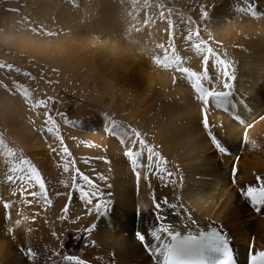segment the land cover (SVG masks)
Instances as JSON below:
<instances>
[{"label": "bare ground", "instance_id": "6f19581e", "mask_svg": "<svg viewBox=\"0 0 264 264\" xmlns=\"http://www.w3.org/2000/svg\"><path fill=\"white\" fill-rule=\"evenodd\" d=\"M47 1L49 4L41 7L52 17L49 26L53 38L27 37L20 35V30H10V36L1 35L2 40L15 48L38 53L51 65L60 66L62 73L80 75L86 84L98 90L106 110L74 122L88 129L84 134L97 144L98 154L107 156L95 158L98 167L92 177L99 179L100 188L110 190L111 212L108 217L89 214L90 207H84L79 192L69 186L61 202L63 207L68 206V212H64L67 220L77 206L81 205L82 209L78 225L72 218L73 222L68 221L65 227L74 233L80 224L90 227L95 223L97 227L85 242L87 254L77 253L72 247L69 251L56 248L50 241L55 226L47 223L50 210L43 207L44 197L21 193L22 185L28 191H40L38 186L27 184L25 172L18 171L25 167L22 164L25 159L13 166L15 158H0V264H60L54 252H59L61 257L80 255L89 264H109L110 260L114 264H155L157 257L151 256L135 235L140 231L146 235V242L152 243L148 234L161 223L155 218V202L162 205L160 212L166 217L162 222L176 226L175 230L181 233L186 232L181 223L190 225L187 231L194 234L209 227L224 230L243 261L263 249L264 208L255 212L256 206L243 195L241 188L259 187L264 180V119H261L264 117V0H178L180 11L171 10V13L161 0H96V4L77 0L69 2L65 10L53 0ZM249 8L257 15L253 16ZM160 11L165 13L164 20L159 18ZM203 11L209 13L207 19ZM189 20L194 21L192 31L199 26L201 38L235 62L236 107L229 104L225 111L210 101L207 108L209 124L231 149L229 155L217 151L203 126L205 106L197 98L193 82L175 67L164 68L154 60L157 56L163 58L167 49L170 56L181 58L183 67L203 71L204 53L192 47L199 39H186ZM169 22L173 23V29L169 28ZM65 45L83 53L68 52ZM209 75L216 79L217 70L211 61ZM217 90L224 89L217 86ZM70 111L76 118L83 115L80 111ZM233 113L243 117L242 125L232 118ZM11 119L14 139L23 146L37 147L27 122L14 116ZM112 121L118 126L114 131L124 129L127 135L113 136L102 131L106 124L112 126ZM132 127L142 134L148 146L166 158V167L175 176L173 183L167 184L166 175L161 178L151 175L146 167H138L141 179L137 186L130 159L125 156L129 147L134 151L140 149L138 140L133 146L136 138L131 133ZM252 141L257 148L251 147ZM144 152L138 160L140 165L148 163L147 148ZM0 154L4 157L3 148ZM31 156H34L31 163L41 168L42 158L36 159L40 152ZM6 170L12 171V181L8 180L10 175ZM39 172L45 180L48 199L53 193L58 197L53 185L49 186L46 171ZM100 175L107 179L101 180ZM70 178V175L66 177V181ZM165 197L168 204L163 203ZM5 201L10 204L7 209L3 206ZM172 204L177 207L173 209ZM28 248L33 250L34 257L27 254Z\"/></svg>", "mask_w": 264, "mask_h": 264}, {"label": "rangeland", "instance_id": "374dc122", "mask_svg": "<svg viewBox=\"0 0 264 264\" xmlns=\"http://www.w3.org/2000/svg\"><path fill=\"white\" fill-rule=\"evenodd\" d=\"M71 1L77 0H53V3L65 10L67 4ZM87 1L96 4V0ZM161 1L166 6L168 5V8L172 11H180L178 0ZM44 4L48 5L49 1L0 0V141H2L0 148L5 150L4 157L0 154V158H15L16 161L14 160L13 163V166H15V163L18 165L20 163L18 161L22 159L32 162L31 158H34V156L32 157L31 154L40 152V156L36 159L42 158V160L40 159L42 167L40 168L38 165L37 167L42 173L46 171L47 175L45 176L48 183L50 182L49 186L52 184L56 195L59 193L58 197H54L55 194L53 193L50 199L52 200L51 204H47L43 199V207L50 210L47 215V223H53L55 226V235L52 236L50 241L56 248L63 245V248L68 249V251L72 247L77 250V253L80 251L87 254L84 245L89 237L83 230L88 227L85 224V226L80 224L76 233H74L72 229L64 225L68 224V221L73 222L72 218L76 220V225H78L77 221L81 215L82 206L75 208L74 215L70 216L71 219H61L62 216L66 217L61 202L63 201L64 191L73 185V176L76 178L75 183L84 186L85 190H89L87 183L76 173L77 168L83 174L90 170V172H87L89 173L87 176L96 184H100L97 177H92L96 175L98 167L94 160L97 157H103L104 154L99 155L97 144L91 137L84 134L88 129H83V126L75 124L74 121L87 119L96 112L105 109L102 105L103 99L98 90H95L93 85L86 84L87 82L80 75L71 76L70 73H62L60 66L51 65L38 53L15 48L9 41L2 40L1 36H10V30H20V35L27 37L53 38L54 35L49 26L51 24L49 19L51 20L52 17L45 14V10L41 7ZM7 16H10V18ZM5 18L7 20L2 24V20ZM9 26L12 27L9 28ZM63 47L68 52L83 53L82 50L79 51L71 45ZM8 65L12 67L9 68ZM40 101H44V104H41ZM84 107L85 109L82 110ZM70 110L80 111L79 114L82 115L83 113V115L76 118ZM86 111L89 112L86 114ZM58 113L65 115L61 117ZM49 114L54 117L55 123L47 121ZM12 116L22 122H27L32 131V136L36 140L34 143L37 147L23 146L14 139V135L11 133L14 126ZM49 127L53 128V132L47 131ZM94 127H97V125ZM104 130L105 126L102 128V131ZM61 137L63 142H61ZM65 146L69 149L70 155L64 153L63 148ZM53 149L56 151L54 152ZM10 150L13 155H9ZM104 158H107V156H104ZM86 160L87 163H85ZM72 161H74L73 164ZM65 164H68L69 167L67 172L64 171ZM90 168H93V170ZM4 172L10 176L13 175L11 170ZM69 175L71 178L67 182L66 177H69ZM100 189L105 193L104 199L111 200L110 195H108L110 190L108 188ZM81 201L84 207H92L86 205L84 200ZM73 234L78 235L79 239L74 240Z\"/></svg>", "mask_w": 264, "mask_h": 264}, {"label": "snow or ice", "instance_id": "6c2138e0", "mask_svg": "<svg viewBox=\"0 0 264 264\" xmlns=\"http://www.w3.org/2000/svg\"><path fill=\"white\" fill-rule=\"evenodd\" d=\"M161 8L163 5L160 6ZM243 11V9H240ZM253 16L257 15V12L253 8L248 9ZM169 13H171V9H169ZM202 15L205 19L208 18L209 13L207 11H203ZM159 18L161 20L165 19L164 11H160ZM145 24L148 23V20L144 21ZM183 23V21H182ZM194 25V21H188L189 31L186 39L188 41H192L195 37L199 39V43L193 44L198 52H203V71L197 72L194 70H190L188 67L182 66V60L179 56L169 55L167 49H165V54L163 58L157 56L154 57V60L157 64L164 68H172L175 67L178 72L184 74L188 80L193 82L192 86L197 93V98L203 101L204 104V116H203V126L208 129V136L211 138V142L214 144L215 148L219 153H227L228 148L223 143V141L218 138L212 129V126L209 124V119L207 115V108L209 106V102L212 101L215 104L216 108H222L225 111H228V105L232 104L233 108L236 107V102H234V92H235V68L234 61H230L226 59L223 55L216 52L208 40H204L201 38V29L199 26H195V31H192V26ZM169 28L173 29V23L169 22ZM206 30V29H205ZM171 38V36H170ZM159 47L163 48V45ZM173 53H175V48H173ZM212 62V67L217 70L216 79L209 75V62ZM11 68V65H8ZM217 86H221L224 90H217ZM41 104H44V101H40ZM59 116L64 117L65 114L58 113ZM236 119L240 120L241 123H244L241 120L239 115H236ZM264 119V117H261ZM47 121H52L55 123V119L52 115L47 116ZM46 121V123H47ZM70 122V121H66ZM112 126L105 125V131L110 133L113 136L117 135H127V130L120 129L119 131H114V128L118 127L115 121H112ZM247 127H251V124H248ZM48 132H53V128L49 127L47 129ZM131 133L135 136V140H133V146H135L137 140L140 144V149L137 151L133 150V147H129L125 152V156L130 159L131 166L133 172L135 173L137 186L140 183L141 173L137 171L138 167H146L148 172L151 175H159L161 178L166 175L169 180L167 184H171L175 181V176L173 172L169 171L166 167L167 160L163 157L159 152H155L154 147H150L147 144V141L142 138V134L137 131L135 128L131 129ZM244 138L247 140V133L244 134ZM61 142H63V138L61 137ZM2 143V141H0ZM121 143H124L123 139ZM252 148H257L258 145L255 141L251 142ZM147 148V165L138 164V160L145 154L144 149ZM55 152L56 150L53 149ZM64 153H69V149L67 146L63 148ZM9 155H13L11 150L9 151ZM70 155V153H69ZM97 159H105L104 157H97ZM88 161L86 160L85 163ZM74 163V161H72ZM22 164L25 166L24 168L19 169L20 172H25L27 176V184H30L33 188L39 187L40 191H28V187L26 185H22L21 193H27L28 196L36 198L38 196H43L44 200L47 204H51L52 201L48 199V191L46 188L45 180L42 177L39 170L29 161L23 160ZM69 170L68 164L64 165V171L67 172ZM76 173L87 183L89 186V190H85V187L75 183V176L72 177L73 187L79 192V198L84 200L86 205H91L88 209V213H96L103 217H108L111 212V200L104 199L105 193L100 189V186L96 184L93 180L89 178V176L84 175L77 168ZM101 180H106L107 178L103 175L99 177ZM21 181H24V177H20ZM180 179H183L182 177ZM259 180L260 177H257ZM9 181L13 180L12 176L8 177ZM166 184V186H167ZM241 192L243 195L251 201V203L256 206V211H261L264 208V180L261 181L259 187H253L249 185L247 189L241 188ZM59 195V193H57ZM108 195H111L110 193ZM69 199L72 197V193L68 194ZM96 200V203L93 205V200ZM155 200V197H154ZM28 203H32V201H28ZM164 204H168L169 201L165 197L163 199ZM4 208L7 209L10 207V204L5 201ZM161 203L155 202V218L157 222H161L159 227L154 228L148 235L152 237V243L146 242V235L140 231L135 233L137 239L142 243V246L145 250L154 257H157L155 264H236V259L233 253V250L230 246V241L225 234L222 233L216 227H213L211 231H200L199 234H194L191 231H187L190 225H186L181 223L180 227L185 228L186 234H182L180 231L175 230L176 226L171 224H165L162 221L166 220V217L161 215ZM171 207L175 209L177 206L172 204ZM68 206L65 205L63 211L65 213L68 212ZM66 217H61V219H65ZM17 224L19 221L16 222ZM97 225L93 223L90 227L84 229V232L87 235H91V233L95 230ZM11 231V229H9ZM55 235V233H53ZM86 238V237H85ZM74 240L79 239V237L74 236ZM95 240H92V244L95 245ZM63 247V245H62ZM84 247H88L87 244ZM27 254L29 256L34 257L35 253L31 248L27 249ZM53 256L60 258V264H89V261L82 258L80 255L75 254H65L61 257L59 252H54ZM51 259V257H49ZM109 264H114V260H110ZM250 264H264V251H259L255 254L250 255Z\"/></svg>", "mask_w": 264, "mask_h": 264}]
</instances>
